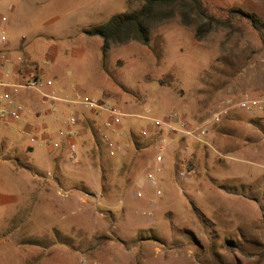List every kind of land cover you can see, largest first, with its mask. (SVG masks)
<instances>
[{"label": "rangeland", "instance_id": "obj_1", "mask_svg": "<svg viewBox=\"0 0 264 264\" xmlns=\"http://www.w3.org/2000/svg\"><path fill=\"white\" fill-rule=\"evenodd\" d=\"M203 1L219 17L240 8L264 21V0ZM137 5L0 0L13 60L29 56L44 70L40 87L13 92L22 116L0 132L12 162L0 167V264H264V45L244 22L241 34L218 30L197 41L173 20L148 45H115L102 60L101 38L85 32ZM47 47L55 49L51 63ZM252 100L259 104L241 106ZM83 103L117 106L128 117L119 130H101L109 142L100 146L82 127L75 163L67 142L49 145L60 143L70 117L96 115ZM96 116L102 128L104 115ZM145 117L206 122L209 131L202 141L177 138L160 165L154 141L140 136ZM29 125L38 134L22 133Z\"/></svg>", "mask_w": 264, "mask_h": 264}, {"label": "trees", "instance_id": "obj_2", "mask_svg": "<svg viewBox=\"0 0 264 264\" xmlns=\"http://www.w3.org/2000/svg\"><path fill=\"white\" fill-rule=\"evenodd\" d=\"M173 20H177L181 25L191 28L197 41L203 40L209 34L218 30L226 31L228 36L241 34L244 29L242 24L244 22L256 32L264 45V21L257 14L240 8H231L227 16L219 17L208 10L203 0H138V5L135 8L113 14L107 21L91 27L85 33L89 36L101 38L100 52L102 60H105L112 46L128 42H138L142 45H148L151 32L158 26ZM95 116L81 119L80 128L85 127L90 130L92 137L96 141V145L100 146V139L101 141L104 140V134L101 133V130H104V128L103 122L102 128H100ZM141 131L140 136L142 138L154 141L153 134L142 136ZM128 133L137 147L139 145L137 136L132 129ZM177 138L182 139L185 136H176L175 139ZM17 164L25 169L30 168L20 163ZM228 188L227 190L229 191L230 187ZM202 221L205 223L209 222L204 217H202ZM212 226L213 224L211 223L209 227L212 228ZM225 242L228 244L234 243L229 238H226Z\"/></svg>", "mask_w": 264, "mask_h": 264}, {"label": "built area", "instance_id": "obj_3", "mask_svg": "<svg viewBox=\"0 0 264 264\" xmlns=\"http://www.w3.org/2000/svg\"><path fill=\"white\" fill-rule=\"evenodd\" d=\"M7 43V38L3 32H0V51ZM4 57V56H3ZM0 82V86H5ZM41 86L40 80L33 73L28 75L22 83L13 86L14 88H38ZM3 97L7 100L9 106H0V124L9 125L11 122H14L20 118L22 112V107L19 105H13L12 100L9 98L8 94H4ZM45 98H51L48 95H44ZM85 107L93 108L92 111L98 116L104 115L103 118V128L104 130H110L114 132L119 130L121 126L122 118L128 117L120 108L117 106H100L96 104L83 103ZM259 102L257 100L248 101L247 103H242V107H253L257 106ZM13 105V106H11ZM148 125L142 129V136H147L149 134L154 135V143L157 148V153L155 155V161L160 165L163 163V151L167 150L169 146L174 144L176 136H185L193 140L202 141L203 137H206L209 131L208 123L204 122L198 125H192L186 122L183 119L174 121L173 117H170L167 120H159L156 118H144ZM218 117L215 115L213 120H217ZM68 128L64 130H58L57 136L62 137L68 140L66 145V155L68 160L71 162H77V153L75 148V137L79 134L80 120L78 116L70 117L68 121ZM166 132H164V128ZM22 133L26 131L22 130ZM105 141L109 142V139L106 135H103ZM111 145V143H108ZM52 146L54 148H60L61 144L59 142H53ZM115 152L114 148H110L109 153L113 155ZM180 176H184L183 173H180ZM147 179L154 183L155 175L153 172L147 174ZM156 193L161 194V191L157 189ZM136 195H141V193H136Z\"/></svg>", "mask_w": 264, "mask_h": 264}, {"label": "crops", "instance_id": "obj_4", "mask_svg": "<svg viewBox=\"0 0 264 264\" xmlns=\"http://www.w3.org/2000/svg\"><path fill=\"white\" fill-rule=\"evenodd\" d=\"M13 49H14L13 45L7 39L6 45L0 51V82H2L3 84H6L5 86H0V106H9L7 100L3 97L4 94H8L9 98L13 102V105H19L22 107L21 104L17 103L13 99V96H12L13 92L18 89V88H14L13 86L18 85L19 83H22L23 80L28 75H31L32 73L35 74L37 76V78L40 80V77H42L44 75V70L40 69L38 67V65L35 63V61H33L29 56H25L24 58H21L20 56H18L16 60H13V58H12V50ZM54 55H55V49H53V47H47V49H46L47 63H51L54 60ZM51 69H52V71H51L52 73H56V71L58 70L57 65L52 66ZM6 76L7 77L9 76L13 80H15V83H9L5 78ZM47 99H50V98H45L43 96V101L46 102ZM66 102H68V101H66ZM13 105H11V106H13ZM22 112H23V107H22ZM22 112L20 114V118L22 116ZM43 113L46 115H50L51 111L47 110ZM14 122H11L9 125H11ZM64 123H66V124H64V126L66 125L65 128H68V126H69L68 121H66ZM9 125L0 124V132L4 133L7 130V127ZM38 129L39 128L35 125L34 126L29 125L27 128L24 129V131H26L25 134H29L30 136H33L35 134H38V132H39ZM80 130H81V128H79V132H80ZM41 136L45 140L48 139V137H49L45 127L41 129ZM58 138L60 139L61 147L63 146V142H68V140H66L62 137L58 136ZM74 142H75V139H74ZM24 146H25L27 151L33 150V148H31V147H33L32 144H26ZM49 146L54 148L52 146V144H50ZM8 152H9V148L5 144L4 138L1 137V135H0V167L1 166L3 167L4 165L12 166L11 165L12 162H11L10 158L8 157ZM13 169L15 171H18V172L22 171V169L21 170L15 169V165H14ZM24 170H26V169H24Z\"/></svg>", "mask_w": 264, "mask_h": 264}]
</instances>
